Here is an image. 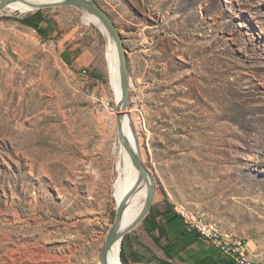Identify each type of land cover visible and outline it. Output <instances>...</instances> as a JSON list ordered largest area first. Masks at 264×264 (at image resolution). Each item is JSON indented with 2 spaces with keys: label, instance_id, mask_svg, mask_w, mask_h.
<instances>
[{
  "label": "rangeland",
  "instance_id": "374dc122",
  "mask_svg": "<svg viewBox=\"0 0 264 264\" xmlns=\"http://www.w3.org/2000/svg\"><path fill=\"white\" fill-rule=\"evenodd\" d=\"M93 1L124 39L152 207L206 218L264 264V0ZM39 11L46 36L21 23L38 11L0 12V264H100L119 141L88 96L116 107L107 42L81 10ZM156 238L177 239L130 232L127 263H170Z\"/></svg>",
  "mask_w": 264,
  "mask_h": 264
},
{
  "label": "water",
  "instance_id": "95a60500",
  "mask_svg": "<svg viewBox=\"0 0 264 264\" xmlns=\"http://www.w3.org/2000/svg\"><path fill=\"white\" fill-rule=\"evenodd\" d=\"M53 3L35 5L30 4L27 0H0V12L4 10L9 4L15 2H21L35 11L46 8H58V7H71L81 10L83 13H87L98 19L104 28L108 36L113 40V44L116 48L119 76H120V91L121 99L116 104V124H117V138L120 146L126 151L131 160L133 168L137 171L138 177L130 193L117 205L115 219L112 226L109 228L106 240L101 248L99 260L100 264H109L108 253L113 247L122 242L124 238L132 232L137 226L143 223L144 219L150 213V210L154 204L156 188L155 182L147 168L143 164V159L140 152L139 141L137 133L132 121L130 113V88L131 78L129 73V64L124 39L119 28L116 26L111 17L93 0H52ZM126 128L130 132V137L125 131ZM146 184L147 194L145 200V206L138 218L129 226H123V217L127 208L130 197L137 191L141 184ZM121 259V258H120ZM167 264V263H160Z\"/></svg>",
  "mask_w": 264,
  "mask_h": 264
},
{
  "label": "bare ground",
  "instance_id": "6f19581e",
  "mask_svg": "<svg viewBox=\"0 0 264 264\" xmlns=\"http://www.w3.org/2000/svg\"><path fill=\"white\" fill-rule=\"evenodd\" d=\"M27 2H29L30 4H35V5H43V4L53 3L54 1L52 0H27ZM4 10H6V12L8 13L15 12V11L24 13L26 11L33 10V9H31V7L21 2H15V3L9 4ZM84 16L94 26H96L104 34L106 38V42H107L106 53H107L108 67H109L110 76H111L110 85H111V90H112V95H113V101L116 105L117 103L120 102V99H121L120 76H119V67H118V58H117L116 48L113 44V40L105 32L104 28L102 27L98 19H96L95 17L87 13H84ZM126 124L127 123L125 122V131L128 137H130V132L127 130ZM116 174L117 175L112 183V188L116 186V196H117V202L119 204L130 193V191L133 188H135V184L137 182V177H138V173L133 168L129 156L127 155L126 151L120 146V144L118 146V151H117ZM146 194H147V186L146 184L143 183L140 185L137 191L130 197L124 217H123L124 227L132 224L141 214L145 206ZM179 212L181 215L187 216V218L190 220L202 221V224H204V229L211 231L212 233H215L216 238L221 239L227 243H235V238L221 232L217 227L209 223L206 218L203 217L204 219H202L198 217L199 215L197 216L190 212H186L187 214H184L185 211L182 209L180 210V207H179ZM120 248H121L120 243H117L113 247V249L108 253L109 264H122L121 259H120V250H121ZM230 256H234L235 260H244V264H254V259H252L251 257L244 258V253L237 252V249H230Z\"/></svg>",
  "mask_w": 264,
  "mask_h": 264
},
{
  "label": "crops",
  "instance_id": "0c3cea01",
  "mask_svg": "<svg viewBox=\"0 0 264 264\" xmlns=\"http://www.w3.org/2000/svg\"><path fill=\"white\" fill-rule=\"evenodd\" d=\"M41 26L45 30H47V34L51 32V29L50 27H48V25L42 23ZM52 33H55V32L52 31ZM64 50L61 53H63L62 55L64 57L69 58V60L71 61V66H76V64L83 63L84 66L86 65V66L91 67V71L93 72L94 77L98 76V73L95 70L96 66L95 64L91 66L92 65L91 64L92 60L90 61L91 56L86 54V52L82 54L79 53L78 56H76L75 54H73V51H72L73 48L68 49V51H64ZM93 80L94 82L97 81L96 78H93ZM157 209L160 212L164 211V210L162 211V209L158 207ZM158 220H160V218H158ZM180 222L183 224L181 220ZM174 229L175 228H173L169 232L168 231L169 228L166 227V230L169 236L170 234H172L173 237L174 236L179 237L181 234L185 233L186 239L188 241L193 240V242L189 246H187L182 252H180L176 257L171 259V262H170L171 264H234L232 261L226 259L214 247H212L208 243L199 239L197 235L193 233L190 234L188 232H185L186 229L184 227V224L180 228H177L175 230Z\"/></svg>",
  "mask_w": 264,
  "mask_h": 264
},
{
  "label": "trees",
  "instance_id": "16d2710c",
  "mask_svg": "<svg viewBox=\"0 0 264 264\" xmlns=\"http://www.w3.org/2000/svg\"><path fill=\"white\" fill-rule=\"evenodd\" d=\"M45 18L44 16L38 11L34 17L25 18L21 20V23L23 25H26L32 29H34L36 32L39 33L41 36L47 35V30H45L41 24L44 23ZM63 57V60L66 64L71 65V61L67 57ZM160 218V220H158ZM179 217L174 214L172 211V208L169 207L168 209L164 210L163 212H160L158 209L152 207L150 210V213L148 216L144 219L143 225L145 230L154 237V233L158 232L159 237H164L167 234L166 226H170L173 223L179 222ZM186 232V231H185ZM125 240V238H124ZM124 240L122 242V248L120 251V258L123 264H128L125 256V250H124ZM155 241L158 245L161 246L165 254L168 258L173 259L176 257L180 252H182L187 246H189L193 240L188 241L185 237V235H180L177 237V239L174 241L175 243L168 242L164 245L160 244V239L156 238ZM170 264V263H167Z\"/></svg>",
  "mask_w": 264,
  "mask_h": 264
},
{
  "label": "built area",
  "instance_id": "2783aa9c",
  "mask_svg": "<svg viewBox=\"0 0 264 264\" xmlns=\"http://www.w3.org/2000/svg\"><path fill=\"white\" fill-rule=\"evenodd\" d=\"M88 98L93 103L100 102L104 110L111 117L112 122L115 123L117 114L116 109L110 106V102L107 98L101 97V99H99L98 94H96L95 92H90ZM173 210L174 214H176V216H178L179 219L183 222L186 231L190 233H195L199 237V239L214 247L226 259L232 261L234 264H244V260H235L234 256H230V249H237V252H243L244 258L254 257L250 249L248 248V244L243 239L237 238L235 236V243H227L221 239L216 238L215 233L205 230L202 221L190 220L187 218V216L181 215L179 212V206H174ZM254 264H259L255 260V258Z\"/></svg>",
  "mask_w": 264,
  "mask_h": 264
}]
</instances>
